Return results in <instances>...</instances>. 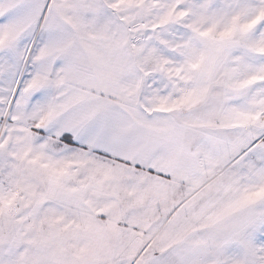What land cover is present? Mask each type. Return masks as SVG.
I'll use <instances>...</instances> for the list:
<instances>
[{
	"label": "snow or ice",
	"instance_id": "snow-or-ice-1",
	"mask_svg": "<svg viewBox=\"0 0 264 264\" xmlns=\"http://www.w3.org/2000/svg\"><path fill=\"white\" fill-rule=\"evenodd\" d=\"M0 264H264V0H0Z\"/></svg>",
	"mask_w": 264,
	"mask_h": 264
}]
</instances>
